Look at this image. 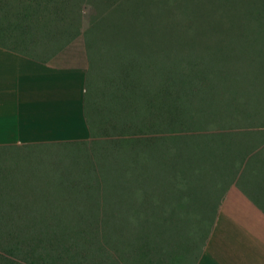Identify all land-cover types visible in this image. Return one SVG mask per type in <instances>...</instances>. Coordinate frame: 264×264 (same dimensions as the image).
I'll return each mask as SVG.
<instances>
[{"label":"rangeland","instance_id":"374dc122","mask_svg":"<svg viewBox=\"0 0 264 264\" xmlns=\"http://www.w3.org/2000/svg\"><path fill=\"white\" fill-rule=\"evenodd\" d=\"M1 1L0 37L18 7ZM80 1L77 20L82 23L79 37L89 44L86 95L94 138L86 148L1 147L0 170L44 187L51 184L49 178L56 172L68 180L86 168L102 176L98 181L89 179L92 185L109 184L115 189L125 174L132 173L131 168L141 171L148 176L150 196L132 201L135 208L126 207L121 216L127 223H141V232L133 234L136 249L129 250L126 264H193L198 252L194 237L200 236L204 215L197 206L192 212L180 210L179 201L187 205V187L179 184L178 171L202 164L195 167V160L189 162L181 155L197 153V145L203 143L197 140L204 135L243 136L247 130L264 127V0ZM187 62L192 63V80L179 87L184 94L176 98L185 97L188 114L174 123L150 116L149 108L161 106L165 93L171 97L170 83L180 78L174 65H183L177 72L185 70V74L191 68ZM236 68L243 79L238 84L232 82ZM173 151L177 166L174 195ZM103 162L107 163L105 169L101 168ZM88 181L82 182L88 185ZM154 230L156 251L147 246L150 237L146 236ZM85 236L80 232L78 239L84 242ZM95 241L88 247L97 244ZM105 251L110 253L111 248L99 245L87 261L85 245L77 262L53 264H123L107 256L99 261Z\"/></svg>","mask_w":264,"mask_h":264},{"label":"trees","instance_id":"16d2710c","mask_svg":"<svg viewBox=\"0 0 264 264\" xmlns=\"http://www.w3.org/2000/svg\"><path fill=\"white\" fill-rule=\"evenodd\" d=\"M1 2L0 0V4H2ZM5 5L18 7L15 10L16 13L11 15L9 26L4 35L0 37V46L3 48L47 63L81 35L82 23L80 18L79 22L77 20L79 14L77 7L81 5L80 0H20L12 3L6 0ZM79 15L81 17V14ZM22 47L26 50L18 49ZM240 60V66L245 68L244 59ZM187 63L191 68L185 74V70L181 73L177 72L182 69L183 65H174V69H177L175 74H180V78H173L170 83L171 97H167L168 95L165 93L164 98H161V106L154 104L152 108H149L150 116H158L163 118L164 122L174 123L177 117L188 114V108L183 102L185 97H181L184 93L182 94L179 88L184 87L186 81L192 80V63ZM237 68L232 71L237 73ZM236 73L233 75L232 82L234 84L243 81L241 76ZM178 91L180 93H177ZM177 95H181L179 100L176 98ZM88 101L86 95L85 113L94 138L95 129L93 119L89 115ZM220 137H223V141ZM227 137L228 134L204 135L201 137L202 140H197L203 142L196 144L197 153L192 154L191 151H188L187 155H181L187 156L189 162H191L190 159L195 160L197 164L195 167L198 166V163L202 164L197 168L190 166L187 172L180 171V169L178 171L181 181L179 184L182 186L185 183L184 187H187V205L185 207V204L179 201L181 211H184L185 208L189 209L190 200L195 206L193 209L196 210L198 195L205 179L213 185L226 182L223 176L219 175L218 169L221 166L227 167V160L219 157L222 152H226L228 148L231 149L232 143L228 142ZM90 143V141L67 142L36 146L65 145L73 149L86 148ZM214 150H217V153L212 152ZM177 158L179 160L180 156L178 155ZM172 160L171 185L174 195L176 186V171L174 169L177 168L174 151ZM106 166L107 163L103 162L101 168L105 169ZM131 171L132 173L123 176L120 186L115 189L111 188L109 184L92 185L88 181L89 179L98 181L102 176L88 172L86 168L83 169V172L69 176L68 180L56 172V175L49 178L51 184L44 187L25 182L24 178L20 179L9 170H0V252L4 254V256L0 255V264H17L15 260L27 264L39 262L53 264L66 260L77 262L85 245L88 251L87 258H85L87 261L90 257L95 256L92 253L93 251L95 253V248L105 245L111 248V252H102L103 255L101 254L102 256L98 258L99 261L103 256H107L112 261L118 259L126 264L129 259V250L136 249L137 240L133 238V234L136 231L141 232L139 228L141 223H127L122 220L121 216L125 213L126 207L128 209L135 208L132 201L137 202L150 196L147 188L148 176L133 168ZM83 180L88 181L89 184H83ZM60 181L62 183L58 184L57 182ZM154 196L155 194H153ZM200 224L203 226L200 236L194 237L197 238L198 252L193 264H196L199 255L205 248L213 227V223L205 220L200 221ZM80 232L86 234L84 242L78 239ZM147 234L150 237V243L147 246L154 247L156 251L158 247L156 230L146 232V236ZM93 239L97 244L94 243L93 247L89 248ZM134 241L136 242L134 243Z\"/></svg>","mask_w":264,"mask_h":264},{"label":"crops","instance_id":"0c3cea01","mask_svg":"<svg viewBox=\"0 0 264 264\" xmlns=\"http://www.w3.org/2000/svg\"><path fill=\"white\" fill-rule=\"evenodd\" d=\"M90 67L83 37L47 63L0 46V148L93 140ZM263 128L228 136L231 149L219 156L227 167L218 169L226 182H203L197 210L213 227L196 264H264Z\"/></svg>","mask_w":264,"mask_h":264}]
</instances>
